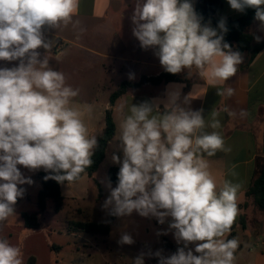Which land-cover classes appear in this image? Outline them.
Returning a JSON list of instances; mask_svg holds the SVG:
<instances>
[{
  "label": "clouds",
  "instance_id": "9594fccd",
  "mask_svg": "<svg viewBox=\"0 0 264 264\" xmlns=\"http://www.w3.org/2000/svg\"><path fill=\"white\" fill-rule=\"evenodd\" d=\"M227 3L241 13L254 9L264 30V0ZM77 8L78 0H0V61H18L0 67V226L15 215L14 205L25 193L20 186L33 183L19 166L30 172L43 169L52 173L46 180L71 184L93 164L98 140L89 136L84 119L92 106L75 102L80 89L69 85L65 74L38 51L51 48L45 29L73 23ZM131 21L140 47L154 49L167 73L195 71L215 86L233 77L243 63V54L224 40L226 20L218 22L219 32L202 23L191 0H135ZM254 39L261 41L258 35ZM217 94L230 97L234 89H217ZM179 101V90H173L165 101L129 107L119 125L122 158L111 156L119 166L118 183L103 208L117 218L135 212L161 225L171 218L168 231L183 246L168 256L161 250L141 252L134 264H144L145 255L158 264H234L239 240L227 235L238 215L242 186L225 180L217 189L206 159L231 149L215 131L221 126L218 113L212 112L208 121L203 109L185 106L189 96L183 104ZM134 243L126 231L117 240L121 246ZM193 244L194 250L189 247ZM0 264H23L21 249L3 238Z\"/></svg>",
  "mask_w": 264,
  "mask_h": 264
},
{
  "label": "crops",
  "instance_id": "0c3cea01",
  "mask_svg": "<svg viewBox=\"0 0 264 264\" xmlns=\"http://www.w3.org/2000/svg\"><path fill=\"white\" fill-rule=\"evenodd\" d=\"M191 2L195 8V0ZM134 7L135 0H78L73 23L44 31L46 41L51 42V48L48 52L44 48L38 49L41 59L47 55L50 66L63 71L66 82L73 88H79L80 91L95 89L99 94L100 98L96 96L95 99L75 100L78 104L92 106L91 114L84 117L89 136L97 137L103 132L109 108L112 110L116 126V133L108 143L106 156L99 170L93 176L84 175L74 183L61 184L64 205L69 204L68 212L73 214L77 213L75 207L84 212L83 194H86L90 184L94 186L97 184V182L95 184L97 173L101 169L108 173L111 167H119L112 162L111 156L115 153L122 158L118 122L121 123L129 107L143 101H165L169 91L179 90V102L183 104L184 98L189 96V103L185 106L192 110L203 109L206 120L211 121L212 112L218 113L216 118L221 126L215 131L223 136L226 147L231 149L230 152L218 151L215 156L206 159L217 189L225 180L242 186L237 200L238 215L231 232L227 235L228 238L233 234V238L239 240L234 264H264V210L258 209L253 198L247 196V191L256 176L258 162L264 163V46L251 60L249 51H244L243 63L238 66L237 73L223 84L213 86L206 76H201L195 71L189 74L185 69L176 74L175 81L161 84L146 82L137 87H129L110 107L111 95L122 84H138L142 78H154L166 72L160 65L155 50L142 49L139 41L133 36L131 16ZM243 14L244 12L231 9L227 0H220L213 20H209L207 24L217 28L221 18L226 21L234 20ZM76 21H79V24L74 27ZM80 29L84 31L81 32ZM217 30L219 32L218 28ZM247 32L253 37L254 47L264 44V30L260 29L258 21L255 20L247 28ZM256 35L261 37L259 43L254 39ZM57 42L62 43L63 55L59 60L56 57L61 52L55 53ZM16 64L18 61L11 63L0 61V67H12ZM226 87L233 88L234 94L230 97L219 96L217 89ZM102 96H106L105 101H100ZM159 106L163 109V103ZM207 130L213 131L211 128ZM37 183L39 186L40 183ZM97 185L99 188L97 199L101 201L103 192L99 184ZM24 194L26 195L24 198L27 199V191ZM116 220L114 217L112 223ZM164 232L167 234L159 238L156 236L154 242L161 243L157 250L168 256L183 245L177 244L168 228ZM145 238L146 236L143 238L142 247L148 248L150 243ZM54 247L61 250L58 245ZM189 247L194 250L195 245ZM155 261L158 262L157 259H152V264Z\"/></svg>",
  "mask_w": 264,
  "mask_h": 264
},
{
  "label": "rangeland",
  "instance_id": "374dc122",
  "mask_svg": "<svg viewBox=\"0 0 264 264\" xmlns=\"http://www.w3.org/2000/svg\"><path fill=\"white\" fill-rule=\"evenodd\" d=\"M63 72V71H61ZM113 91V90H112ZM101 95V94H100ZM103 95V94H102ZM98 98L99 94L95 89L80 91L75 98ZM109 97V94H107ZM106 97V96H105ZM101 97L100 101H105ZM107 99V98H106ZM118 125L120 123L118 122ZM22 173L30 177L33 181L31 185L24 184L23 187L28 193V198H20V202L14 205L15 215L0 226V238L7 239L12 245L17 246L22 251L23 264L33 258L34 264H134L133 259L141 252L157 251L160 244L154 242L156 236L161 237L164 230L168 228L167 221L161 225L155 218L140 217L135 212L126 218H117L116 222L110 224L111 215L107 209L103 208L106 198L110 195L111 188L116 184L108 180L107 172L102 169L97 173L95 184H99L103 196L101 201L98 198L99 188L96 184L87 188L84 203V212L77 208V213H71L69 204L62 205L59 211H55L51 200L47 201L46 211L42 214L38 211L37 194L41 188V179H37L39 174H47L43 169L30 172L22 166ZM39 182V186L38 183ZM79 186L82 184H78ZM67 212V213H66ZM23 213L38 214L39 228L27 229L24 226ZM91 222L109 225L107 235H93L73 228V222ZM77 231L76 233H72ZM132 235L135 243L132 245H118L117 240L122 232ZM149 241L148 248L142 247V241ZM60 246L61 250L54 246ZM136 249V251H134ZM154 256L145 255L144 264H152ZM158 261V259H157ZM158 264V262H154Z\"/></svg>",
  "mask_w": 264,
  "mask_h": 264
},
{
  "label": "trees",
  "instance_id": "16d2710c",
  "mask_svg": "<svg viewBox=\"0 0 264 264\" xmlns=\"http://www.w3.org/2000/svg\"><path fill=\"white\" fill-rule=\"evenodd\" d=\"M220 4V0H195V10L202 17V23L207 24L209 20H213V16ZM255 10L246 9L244 14L237 19H229L226 21V27L228 31L224 34V40L227 42L232 49H235L241 53L244 51H249L250 58L253 59L256 53L264 46V44L254 47L253 37L247 32V28L255 21ZM177 80L176 74H170L167 72L162 73L158 77L154 78H142L138 84L124 83L120 88L114 92L110 97V107L113 106L115 101L123 95L129 87H137L142 83H152L161 84ZM116 133V126L112 118V110L109 108L106 112L105 118V128L103 132L96 138L98 140V146L94 151L92 157L93 164L86 169L81 177L84 175L93 176L96 173L106 156V148L108 143L114 138ZM119 167H111L108 170V180L116 184L118 183L117 173ZM52 175L48 172L47 174H39L37 179H41V188L37 194V206L40 214L44 213L47 208V201L51 200L54 204L55 211H59L64 203V197L62 196L60 186L61 184L53 179H45V176ZM67 183V182H66ZM247 196L252 197L255 206L264 210V163L258 162V168L256 172L255 179L249 190L247 191ZM20 198H18V203ZM24 220V226L27 229H37L39 228L38 214H22ZM114 216L110 217L109 222L112 223ZM73 228L77 231H83L93 235H106L109 233V225L107 224H97L91 222H73L71 223ZM233 234H231L228 239H232ZM34 259L31 258L27 264H34Z\"/></svg>",
  "mask_w": 264,
  "mask_h": 264
},
{
  "label": "built area",
  "instance_id": "2783aa9c",
  "mask_svg": "<svg viewBox=\"0 0 264 264\" xmlns=\"http://www.w3.org/2000/svg\"><path fill=\"white\" fill-rule=\"evenodd\" d=\"M61 48H62V43L61 42H57L56 46H55V53L58 54L61 52Z\"/></svg>",
  "mask_w": 264,
  "mask_h": 264
}]
</instances>
